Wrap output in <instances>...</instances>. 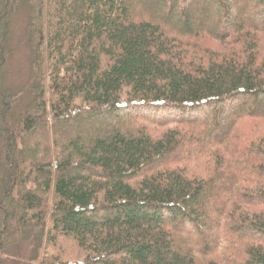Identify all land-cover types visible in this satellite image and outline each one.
<instances>
[{
	"label": "trees",
	"instance_id": "obj_1",
	"mask_svg": "<svg viewBox=\"0 0 264 264\" xmlns=\"http://www.w3.org/2000/svg\"><path fill=\"white\" fill-rule=\"evenodd\" d=\"M205 136L204 174L164 164ZM23 242L20 264H264V0H0V264Z\"/></svg>",
	"mask_w": 264,
	"mask_h": 264
},
{
	"label": "rangeland",
	"instance_id": "obj_2",
	"mask_svg": "<svg viewBox=\"0 0 264 264\" xmlns=\"http://www.w3.org/2000/svg\"><path fill=\"white\" fill-rule=\"evenodd\" d=\"M26 14L23 11H20L16 14L11 28V54L7 59L6 66L4 69L3 81L5 85L10 87H18L22 86L26 83L27 78L29 76V62H30V50L26 44L24 30L26 26ZM194 21L193 28L197 29L198 26L205 27V23H198ZM215 44V43H214ZM136 119L134 114L128 113L125 116V119L121 122H132ZM137 123V122H136ZM140 124V123H139ZM149 126V125H147ZM150 127V126H149ZM151 128V127H150ZM153 129V128H151ZM210 140L205 136L202 143L199 147L190 146V144L186 143L181 151H177L176 154L169 157V159L164 163L166 166L170 167L173 164H178V159L183 160L184 164H187L192 168V170L197 174H204L206 172V168L204 166V162L201 164L200 161L195 163H185L188 160L185 158L189 157V160H195V157L199 153H204L206 151V147H204L205 143ZM190 146V147H189ZM188 150V151H187ZM199 151L198 153H196ZM189 168V167H188ZM213 218H211L212 223ZM207 236L209 237V241H216L218 249L213 247L209 252V257L215 260L221 261L223 255L227 253V250L230 249L231 244H228L224 239V237L228 238L225 234V230L223 228L220 229V232L216 230L207 232ZM184 244L186 245L185 240ZM69 243V242H68ZM63 240L59 242V251L50 247L48 252L45 253L44 256L47 258L57 257L62 261L72 262L74 263L76 258L78 257V252L75 249L72 243L68 244ZM61 246V247H60ZM62 248H65V253L62 251ZM30 243L23 242L19 245V247L15 248L11 251V255H16V258H7L3 261V264H20L22 258H27L30 255ZM19 258V259H18ZM15 259V260H14ZM18 259V261H17Z\"/></svg>",
	"mask_w": 264,
	"mask_h": 264
}]
</instances>
